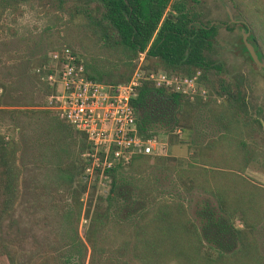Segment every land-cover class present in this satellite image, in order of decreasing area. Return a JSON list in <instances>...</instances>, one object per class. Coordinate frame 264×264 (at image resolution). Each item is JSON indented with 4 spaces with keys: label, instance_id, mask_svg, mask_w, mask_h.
<instances>
[{
    "label": "trees",
    "instance_id": "obj_1",
    "mask_svg": "<svg viewBox=\"0 0 264 264\" xmlns=\"http://www.w3.org/2000/svg\"><path fill=\"white\" fill-rule=\"evenodd\" d=\"M23 1L30 0H0V11L7 8L19 14V3ZM192 1L40 0L51 11H59L68 28L71 26V34L81 44L84 53L81 56L85 74L92 79L111 83L127 80L141 51L142 69H162L181 74L199 70V78L207 89L205 99H189L183 94L156 87L149 80L140 81L135 87L131 105L136 126L142 134L152 135L163 130L167 143H172V138L180 135L172 129L179 127L182 131L188 128L195 120L201 119V112L223 127L214 139L205 143L207 150H216V153L194 158L183 166L171 164L165 154L136 153L126 167L110 169L107 189L96 195L83 233L89 251L86 261L84 253L80 264L116 262L102 256L105 245L98 241L99 232L111 228L119 234L117 253L120 257L128 253L142 264H264V253L259 251L254 233L262 217L264 187L244 179L237 163L247 159L244 153L247 145L240 135V126L256 130L254 123L258 124V121L254 122L243 112L239 82L225 73L221 63L210 55L217 24L200 21ZM261 3L264 12V0ZM168 5L170 11H166ZM241 25L248 30L246 24ZM252 36L253 33L246 39L250 41ZM239 40L250 58L241 37ZM253 47L264 58L259 44L254 43ZM34 76L48 94L51 86ZM60 118L64 120L62 116ZM53 123L66 128L73 145L79 141L80 150L86 146L84 134L69 123L57 119H53ZM11 129L13 110L0 106V222L12 211L19 194V144ZM73 130L80 135L78 139ZM260 135L264 147L263 130ZM154 164L171 171L185 189L198 186L215 198L217 215L211 210L213 206L207 204L204 207L205 223L209 231L213 230L209 238L212 242L207 243L211 252L204 249L203 237L179 201H155L151 206L139 208L132 221H113L115 226L111 222L112 203L117 197L120 200L127 191L125 184L116 187V179L121 177V172L129 169L139 173ZM84 186L81 183L78 189H70L77 213L81 203L78 195ZM235 216L240 226L233 223ZM15 256L14 244L6 242L0 234V264H18ZM69 261L68 257L66 263L71 264ZM30 264L56 262L50 256L33 260Z\"/></svg>",
    "mask_w": 264,
    "mask_h": 264
},
{
    "label": "rangeland",
    "instance_id": "obj_2",
    "mask_svg": "<svg viewBox=\"0 0 264 264\" xmlns=\"http://www.w3.org/2000/svg\"><path fill=\"white\" fill-rule=\"evenodd\" d=\"M192 3L200 21L217 24L210 55L221 63L225 73L239 82L243 112L254 122L258 121L254 123L256 130L240 126V135L247 145L244 152L247 159L237 163L244 179L264 187V147L260 138L261 130L264 131V67L248 58L239 40L243 23L248 26L246 37L253 33L258 42L253 36L250 42L258 43L264 51L261 0H193ZM225 7L231 18L237 20H228ZM19 9V14L7 8L0 11V106L13 110L11 133L19 144L20 170L18 198L12 211L0 222V234L6 242L14 244L18 264H30L50 256L56 264H67L68 257L71 264H80L83 254L85 261L88 256L83 233L97 194L92 187L84 186L78 195L81 203L76 212L70 189H78L83 183L82 149L79 141L73 145L66 128L53 123V119L66 122L56 111L45 107L47 94L32 73V67L48 50L62 44L70 46L79 56L84 53L59 11H51L40 0L23 1ZM166 11H170L169 5ZM201 115L200 120L180 131L172 143H167L165 157L171 164L183 166L194 158L216 153V150H207L205 143L214 139L223 127L204 112ZM73 132L78 139L80 135ZM120 184H125L127 191L125 198L117 197L112 203L111 222L132 221L139 208L151 206L155 201H179L203 237L204 249L212 251L207 244L212 242L209 240L212 233L205 223L204 207L208 204L219 213L213 195L198 186L185 189L171 171L158 164L139 173L123 170L116 179V187ZM232 220L236 226L241 225L237 216ZM254 233L258 249L264 253V204ZM98 241L105 245L102 256L116 260L114 264H142L128 253L120 257L119 234L114 228L99 232Z\"/></svg>",
    "mask_w": 264,
    "mask_h": 264
},
{
    "label": "built area",
    "instance_id": "obj_3",
    "mask_svg": "<svg viewBox=\"0 0 264 264\" xmlns=\"http://www.w3.org/2000/svg\"><path fill=\"white\" fill-rule=\"evenodd\" d=\"M139 54L127 80L118 83L86 76L81 56L66 44L48 50L32 68L52 88L45 107L84 134L87 144L80 152L81 177L95 194L106 191L110 169L126 167L133 154H166L165 133V138L162 132L144 135L136 126L131 98L142 79L189 99L207 95L199 70L181 74L142 69L143 51ZM172 132L180 133V128L174 127Z\"/></svg>",
    "mask_w": 264,
    "mask_h": 264
},
{
    "label": "water",
    "instance_id": "obj_4",
    "mask_svg": "<svg viewBox=\"0 0 264 264\" xmlns=\"http://www.w3.org/2000/svg\"><path fill=\"white\" fill-rule=\"evenodd\" d=\"M225 9H226L229 20H234V21L237 20V19L231 18V14H230L229 9L227 7H225ZM240 33H241V40L244 43L245 49H246L248 55L250 56L251 60H253L256 64L264 67V58L255 52L253 44L246 39L247 30H245L243 27H241Z\"/></svg>",
    "mask_w": 264,
    "mask_h": 264
},
{
    "label": "flooded vegetation",
    "instance_id": "obj_5",
    "mask_svg": "<svg viewBox=\"0 0 264 264\" xmlns=\"http://www.w3.org/2000/svg\"><path fill=\"white\" fill-rule=\"evenodd\" d=\"M211 210L213 211V214H214V215L217 214V213L215 212L214 208H211ZM210 231H213V230L210 229Z\"/></svg>",
    "mask_w": 264,
    "mask_h": 264
}]
</instances>
